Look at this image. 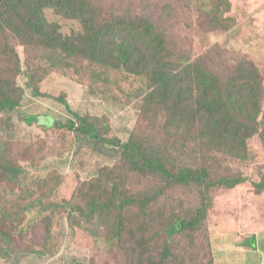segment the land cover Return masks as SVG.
Here are the masks:
<instances>
[{
  "label": "rangeland",
  "instance_id": "374dc122",
  "mask_svg": "<svg viewBox=\"0 0 264 264\" xmlns=\"http://www.w3.org/2000/svg\"><path fill=\"white\" fill-rule=\"evenodd\" d=\"M92 3L104 17L110 13L132 14L133 18L149 21L165 35L175 57L190 55L192 60H201L207 70L216 73H230L228 68L236 60L247 59L261 70L264 81V0H92ZM47 14L50 22L61 26L64 35L77 30L76 23L62 20L52 12ZM8 42L19 55L23 73L30 69L42 78L39 93L46 98L33 96L23 74L17 81L18 88L25 92L21 107L14 114L0 116V264H264V192L255 188L264 176V145L258 137L250 142L247 162L225 158L214 162L215 174L241 176L247 179V184L234 191L215 192L208 221L195 234L178 235L169 244L171 250L166 251L165 262L162 255L166 239L163 234L155 236V232H165L173 220L196 218L201 206L199 199L188 193L168 196V192L160 199L151 212L154 223L149 229L155 232L143 242L149 253L143 261L140 256L143 248H129L126 237L113 242L106 228L98 227L99 218L91 222L79 214L89 201L98 199L86 191L87 186L106 166H117L120 154L105 148L96 150L65 132L47 134L37 125L29 126L22 120L24 116L50 117L40 121L47 128L53 127L56 120L65 122L71 118L69 112L53 100L63 99L72 112L97 118L105 128L109 125L120 141L128 142L139 132L141 118L139 106L129 101L136 83L122 73L110 72L95 85L94 72L84 63L46 72L49 63L41 60L44 54L36 45L24 44L11 35ZM6 62V57L0 58L2 66ZM14 65H8L7 69L14 70ZM14 74L15 71L9 75L12 78ZM145 124L148 126L140 135L152 138V127ZM40 147L44 156L26 152L27 148ZM62 154L65 155L60 158ZM43 157L46 160L40 161ZM35 159L40 166L37 170L32 168ZM10 166L25 170L15 183L8 180L5 171ZM50 175L57 177L52 183L46 181L49 186L40 183V177ZM130 180L132 187L163 188L149 178L132 176ZM67 186L73 191L71 197L65 195ZM28 205H33L37 212L26 216L21 211L15 215L14 225L5 226V209L25 210ZM38 212L51 219L39 216ZM107 218L111 221L114 215ZM51 233L55 240L52 247ZM253 241L256 249L249 247Z\"/></svg>",
  "mask_w": 264,
  "mask_h": 264
},
{
  "label": "trees",
  "instance_id": "16d2710c",
  "mask_svg": "<svg viewBox=\"0 0 264 264\" xmlns=\"http://www.w3.org/2000/svg\"><path fill=\"white\" fill-rule=\"evenodd\" d=\"M49 12L76 23L77 30L64 35L59 24L50 22ZM127 15L130 14L110 13L104 17L92 0H0V58L7 60L5 66L0 64V116L14 114L21 107L25 92L18 88L17 81L23 74L33 96L46 98L39 93L42 78L30 69L23 73L8 35L24 44L36 45L44 54L41 60L50 64L46 72L84 63L94 72L95 85L110 72L132 79L136 84L129 101L139 106L141 118L139 132L128 142L120 141L112 128L109 125L105 128L97 118L72 112L63 99L53 100L69 112L71 118L65 122L55 119L53 127L47 128L40 121L50 117L24 116L22 120L29 126L37 125L47 134L65 132L96 150L105 148L120 154L117 166H106L87 186L86 191L98 199L89 201L79 214L91 222L99 218L98 227H105L113 242L126 237L129 248H143L140 253L143 261L144 255H149L143 242L155 232L149 229L154 223L151 212L160 199L168 192V196L188 193L198 198L201 207L196 218L173 220L165 232H155V236L163 234L166 239L162 255L165 262L166 251L171 250L169 244L178 235L195 234L208 221L215 192L234 191L247 184V179L241 176L215 174L212 167L217 158L247 162L250 142L257 137L264 145V81L261 70L247 59L236 60L228 68L230 73H216L207 70L201 60H192L190 55L176 58L161 31L143 18ZM10 64H15L12 71L7 69ZM14 71L11 78L9 74ZM103 94L117 101L105 91ZM145 123L152 127V138L140 135L148 126ZM26 152L44 156L43 147L27 148ZM34 164L36 168H32L37 170L40 166L36 159ZM5 171L8 180L15 183L25 170L10 166ZM132 176L152 179L163 188L132 187ZM56 177H40V183L49 186L46 181L52 183ZM69 188L65 195L71 197L73 191ZM255 188L264 192V176ZM21 211L26 216L37 212L33 205L25 210L5 209V226L14 225L15 215ZM112 214L114 218L110 221L107 217ZM38 215L51 219L41 212ZM50 239L52 247L55 241L52 233Z\"/></svg>",
  "mask_w": 264,
  "mask_h": 264
},
{
  "label": "crops",
  "instance_id": "0c3cea01",
  "mask_svg": "<svg viewBox=\"0 0 264 264\" xmlns=\"http://www.w3.org/2000/svg\"><path fill=\"white\" fill-rule=\"evenodd\" d=\"M249 244H250L249 247H251L252 249L254 248L256 249V243H254V241L251 243L249 242Z\"/></svg>",
  "mask_w": 264,
  "mask_h": 264
}]
</instances>
